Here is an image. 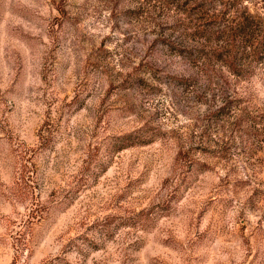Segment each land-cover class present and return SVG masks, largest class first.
<instances>
[{
  "label": "rangeland",
  "instance_id": "rangeland-1",
  "mask_svg": "<svg viewBox=\"0 0 264 264\" xmlns=\"http://www.w3.org/2000/svg\"><path fill=\"white\" fill-rule=\"evenodd\" d=\"M263 34L264 0H0V264H264Z\"/></svg>",
  "mask_w": 264,
  "mask_h": 264
},
{
  "label": "trees",
  "instance_id": "trees-1",
  "mask_svg": "<svg viewBox=\"0 0 264 264\" xmlns=\"http://www.w3.org/2000/svg\"><path fill=\"white\" fill-rule=\"evenodd\" d=\"M251 24L247 21H242L238 27L234 29L235 35L240 36L241 38L250 36L251 30ZM246 47H250L252 53L251 56L253 61L257 64L264 65V34L260 37L253 38L250 41L248 40L246 42ZM233 63V61H232ZM234 68V67H233Z\"/></svg>",
  "mask_w": 264,
  "mask_h": 264
}]
</instances>
